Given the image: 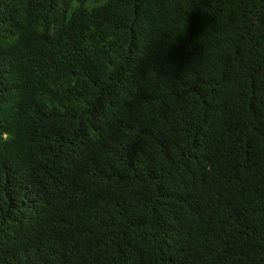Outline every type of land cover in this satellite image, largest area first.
Returning a JSON list of instances; mask_svg holds the SVG:
<instances>
[{"label":"trees","instance_id":"16d2710c","mask_svg":"<svg viewBox=\"0 0 264 264\" xmlns=\"http://www.w3.org/2000/svg\"><path fill=\"white\" fill-rule=\"evenodd\" d=\"M0 264H264V0H0Z\"/></svg>","mask_w":264,"mask_h":264}]
</instances>
